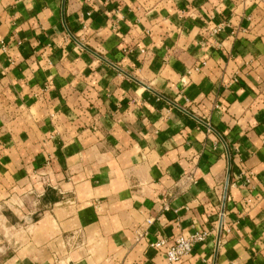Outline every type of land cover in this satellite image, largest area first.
<instances>
[{"label":"crops","instance_id":"crops-1","mask_svg":"<svg viewBox=\"0 0 264 264\" xmlns=\"http://www.w3.org/2000/svg\"><path fill=\"white\" fill-rule=\"evenodd\" d=\"M263 140L264 0H0L1 262L264 264Z\"/></svg>","mask_w":264,"mask_h":264},{"label":"built area","instance_id":"built-area-1","mask_svg":"<svg viewBox=\"0 0 264 264\" xmlns=\"http://www.w3.org/2000/svg\"><path fill=\"white\" fill-rule=\"evenodd\" d=\"M220 29L221 27H215L212 32L218 33ZM151 222V219H146L145 221L147 225L151 224ZM210 233V230H195L187 234H181L171 240L165 238L157 239L150 243V246L156 249L157 252L164 257L165 264H175L190 255L194 245L204 241ZM140 235H142V233H140ZM0 264L6 263L0 261Z\"/></svg>","mask_w":264,"mask_h":264},{"label":"water","instance_id":"water-1","mask_svg":"<svg viewBox=\"0 0 264 264\" xmlns=\"http://www.w3.org/2000/svg\"><path fill=\"white\" fill-rule=\"evenodd\" d=\"M64 2H65V0H62V9H63V7H64ZM145 86V85H144ZM145 87H147V86H145ZM227 177H228V175H227ZM228 180V179H227ZM227 183V182H226ZM218 240H219V236L217 237V242H218Z\"/></svg>","mask_w":264,"mask_h":264}]
</instances>
